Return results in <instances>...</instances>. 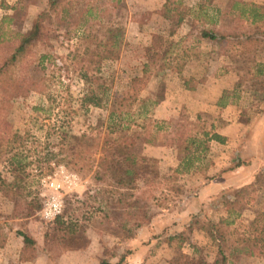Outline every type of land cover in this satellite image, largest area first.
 Wrapping results in <instances>:
<instances>
[{
  "label": "rangeland",
  "instance_id": "374dc122",
  "mask_svg": "<svg viewBox=\"0 0 264 264\" xmlns=\"http://www.w3.org/2000/svg\"><path fill=\"white\" fill-rule=\"evenodd\" d=\"M49 1L0 0V17L11 18L8 28L12 31H24ZM229 1L207 0L208 16L213 14L212 8H223ZM255 1L264 11V0ZM162 2L122 0L121 6L111 10L110 0H72L68 14L59 12V7L50 12L49 45L37 46L35 51L47 54L43 67L33 61L17 68V72L36 80L47 79L48 95L29 91L6 103L5 119L13 131L23 136L15 149L27 166L16 175L12 192L4 196L0 191V223L5 235L0 264H97L101 259L113 263L120 254L129 264H166L178 249L189 255L200 253L208 264H215V244L200 230V223L224 216L221 202L231 200L235 194L243 198L235 205L238 215L228 225L229 241L255 212L264 213V96L254 93L255 86L251 85L254 63H264V40L238 47L232 38L211 42L199 36L201 28L213 32L225 31L226 27L234 31L253 28L243 17L233 15L215 24L193 23L187 18L167 35L171 26L160 17ZM183 2L196 10L202 0ZM88 6L97 13L96 18L84 13ZM118 18L124 26L119 56L100 65L113 96H130L129 79L139 75L144 49L153 34L167 36L168 54L184 49L191 54L180 75L167 70L153 72L137 96L128 98L123 108L135 114L132 118L148 116L171 120L174 125L198 115L226 133L223 145L211 143L199 170L177 175L176 193L165 189L166 183L160 181L138 194L143 189L139 184L135 194L121 203L116 202L117 194L107 193L105 185L94 181L90 160L95 155L88 160L72 155L80 147L78 136H93L106 111L88 108L71 114L69 108L79 104L81 83L75 75L64 77V72L57 69L59 57L76 47L81 33L90 26L100 30L106 21ZM182 77L192 78L193 90L183 88ZM236 83L239 86L234 88ZM223 91L227 103L220 107L216 100ZM64 134L69 137L60 143ZM137 147L157 159L159 175L169 173L183 155L174 146L137 143ZM8 155L0 156V176L13 181ZM250 160L258 162L254 168L245 167ZM59 165L77 176L71 189H65L62 200L60 220L75 224V232L68 236H61L52 220H42L37 213L40 194H47L41 179ZM17 232L33 241L24 249L23 257L27 259H20L22 239ZM176 234H181V242L168 239ZM230 254L227 258L233 264H264L261 256Z\"/></svg>",
  "mask_w": 264,
  "mask_h": 264
},
{
  "label": "trees",
  "instance_id": "16d2710c",
  "mask_svg": "<svg viewBox=\"0 0 264 264\" xmlns=\"http://www.w3.org/2000/svg\"><path fill=\"white\" fill-rule=\"evenodd\" d=\"M72 0H50L48 6L40 10L32 19L28 29L24 31H12L8 28L11 18L8 15L0 17V156L9 153L7 164L13 173V181L6 180L0 176V191L4 196L12 192L16 175L27 166L15 148L22 143L23 136L13 131L5 119L6 103L12 97L29 91L48 95L47 79L32 78L24 72H17L18 66H28L33 61L43 67L47 54H37L35 51L39 46H48L50 30L47 22L50 12L59 7V12L68 14ZM111 10L113 7L121 6L122 0H110ZM207 0H202L200 6L188 8L183 0H163L160 7V17L169 23L171 34L187 18L194 22L203 24H215L222 17H243L250 24V31L225 28V31L213 32L209 28L198 30L199 36L211 42L216 40L227 42L232 38L238 47H249L264 40V11L259 4L245 0H230L223 8H212L213 14L208 16L206 9ZM106 12L109 11L105 9ZM84 13L91 18H96L97 13L91 7H87ZM226 25V24H225ZM103 28V29H102ZM228 28V30H227ZM102 29V30H101ZM100 30H93L91 26L78 37V44L63 56L59 57L61 62L57 69L67 75H75L80 80V93L77 98L79 102L76 108H69L71 114L78 111L86 112L88 108L104 109L106 114L99 121L95 134H80L77 138L80 147L73 151V156L80 160H88L93 163L94 181L105 185V191L109 194H117L116 202H123L126 197L135 194L139 184L143 189L138 194H144L154 183L163 181L165 189L177 192L174 182L179 173L199 170L201 161L209 152V142H223L224 138L214 131L211 123L195 115L193 119H182L179 124H171V120H163L143 116L135 120L133 113L128 112L125 102L130 96L136 97L143 89L152 73L167 70L180 75L189 54L187 50L180 53L168 54L166 47L167 36L153 34L149 44L144 49V61L140 66L139 75L129 79L128 87L130 96H113L107 80L101 75L100 65L107 60L116 59L119 56L124 26L120 18L106 21ZM3 46L6 49H3ZM38 46V47H37ZM167 53V54H166ZM165 55H167L165 57ZM251 85H254V93L264 96V63L256 62L253 67ZM191 77H182L181 83L184 89L193 90L194 82L190 83ZM239 83L234 84V88ZM223 91L216 100L217 106H223L227 102ZM143 108L142 103L139 105ZM138 114V113H136ZM59 129V126H58ZM69 136L64 134L61 138L63 143ZM137 143L148 146H174L183 152L176 166L169 173L159 175L157 170V159L154 156L145 155L138 149ZM89 165V168L91 167ZM243 197L235 194L229 201H222L221 205L225 212L224 216L217 220L206 219L200 223V230L215 244V264H233L228 261L230 253H241L248 256H261L264 258V213L257 211L247 220L234 240L227 239L228 225L233 223L234 217L238 215L236 203ZM57 216L52 221L56 229L62 232L61 236H68L75 232V224L63 222ZM22 239V247L19 251L20 259L23 257L24 249L33 241L21 232H17ZM168 236V239L180 236ZM5 242L0 223V247ZM178 242V243H179ZM229 243V244H228ZM230 245V246H229ZM196 251V248L191 246ZM229 250L226 253V250ZM196 253V252H195ZM97 264H129L124 254L116 257L111 263L107 260H99ZM166 264H208L202 254L189 255L180 249L175 255L166 261Z\"/></svg>",
  "mask_w": 264,
  "mask_h": 264
},
{
  "label": "built area",
  "instance_id": "2783aa9c",
  "mask_svg": "<svg viewBox=\"0 0 264 264\" xmlns=\"http://www.w3.org/2000/svg\"><path fill=\"white\" fill-rule=\"evenodd\" d=\"M76 178L75 173L66 171L62 165H59L53 173L41 179L42 185L47 189V194H40L41 200L37 211L42 220H53L61 214L65 189H71Z\"/></svg>",
  "mask_w": 264,
  "mask_h": 264
},
{
  "label": "crops",
  "instance_id": "0c3cea01",
  "mask_svg": "<svg viewBox=\"0 0 264 264\" xmlns=\"http://www.w3.org/2000/svg\"><path fill=\"white\" fill-rule=\"evenodd\" d=\"M245 1H246V0H245ZM250 1H252V2H254V3H257L255 0H250ZM222 108H224V107H222ZM262 113H263V112H261V114H262ZM261 118L264 119V114L261 116ZM214 131H215L217 134L221 135V136L224 138V140H226V139H225V137H226V136H225L226 133L224 132L225 130H222V129H220V130L218 129V130H217V129L214 128ZM224 140H223V142H225ZM212 142H214V143H216V144H219V145H223V144H222L223 142L219 143V142H217V141H210V142H209V147H210V145H211ZM257 163H258V162H256V161L254 162V161L250 160L249 162L247 161L246 166H245V165H244V166H245V167H248V168H254V166L257 165Z\"/></svg>",
  "mask_w": 264,
  "mask_h": 264
}]
</instances>
